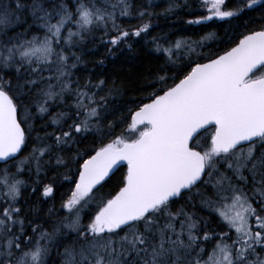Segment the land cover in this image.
<instances>
[{
	"label": "snow or ice",
	"instance_id": "obj_1",
	"mask_svg": "<svg viewBox=\"0 0 264 264\" xmlns=\"http://www.w3.org/2000/svg\"><path fill=\"white\" fill-rule=\"evenodd\" d=\"M260 3L240 0L228 8L226 0H201L208 14L189 22L234 17ZM177 6L170 4L165 11ZM118 7L121 16L132 15L129 0L111 8L96 0H0V183L6 190L0 203V264H49L58 234L69 241L59 252L60 264H264V24L230 37L238 42L214 58L199 57L203 63L191 56L199 46L196 41L179 38L162 44L160 37H151L173 68L157 76L158 86L147 103L129 109L130 122L122 118L131 134L101 140L83 154L78 149L74 162L79 176L61 205L67 212L51 232L33 224L35 244L25 233L24 218L13 205L23 184L16 177L28 157L16 164V173L8 165L26 146L36 114L43 119L49 101H64L69 93L75 118L65 124L69 113L53 116L58 130L44 133V138L55 137L52 143L37 135L40 146L34 143L29 153L37 171L53 144L62 151L60 146L76 143L93 128L103 136L107 96L116 89L98 96L91 89H102L104 80L93 84L89 79L84 85L73 81L70 69L81 57L71 49L100 25L108 30L109 21L117 32L109 37L114 46L126 43L130 31L147 36L149 22L132 29L117 27ZM136 15L152 13L141 6ZM29 16L40 30H32ZM21 24L28 26L9 34ZM184 56L189 57L187 63H182ZM107 127L111 130L115 122L109 120ZM198 129H212L201 149L193 143ZM119 161L127 162L119 190L101 196L84 223V198L94 194ZM64 162V156H56L58 166ZM209 186L212 195H207ZM53 191L52 184L44 185L45 196ZM195 196L219 213L224 229H208L206 221L179 203H194ZM252 217L258 228L252 227Z\"/></svg>",
	"mask_w": 264,
	"mask_h": 264
},
{
	"label": "trees",
	"instance_id": "obj_2",
	"mask_svg": "<svg viewBox=\"0 0 264 264\" xmlns=\"http://www.w3.org/2000/svg\"><path fill=\"white\" fill-rule=\"evenodd\" d=\"M96 2L101 6L107 4L111 8V5L119 3V0H96ZM239 2L240 0H227L226 4L228 8H234ZM129 3L132 4V15L121 16L119 7L116 9L117 27L132 29L142 22H149L150 28L147 36L142 33L140 37H137L130 31L126 43L114 46L110 43L109 37L116 35L117 32L112 28L111 21H109L108 30H105L103 25H100L99 30L87 33L86 39L77 43L71 49V51L81 57V62L77 63L76 68L70 69L73 72L71 77L73 81L84 85L89 79L93 84L101 79L104 80L105 83L102 89H91L97 92L98 96L106 95L110 88L114 87L116 89L115 95L107 96L109 109L105 113L103 121V136L101 132L93 128L87 133L80 134L76 143L60 146L62 151L58 150L53 144L52 151L43 156L40 162V170L37 171L36 161L29 157L33 144L37 143V146H40L37 141V135L39 134L41 138H44L45 132L58 130V125L52 123V118L59 112L70 114L71 118H64L63 122L65 124L71 123L72 119L75 118V107L72 104L74 96L69 93L66 94L64 101L59 99L49 101V111L43 116V119H41L39 113L36 114L31 121V124L34 125V130L31 131L26 146H23V151L8 165L10 169L11 165L28 157V159H25L24 169L16 177L22 180L23 184L20 195L13 206L19 207L20 216L22 212L26 214L29 225L33 224V222L39 223L41 230L46 229L50 232L54 229L51 228L52 226L56 227L58 225V223L47 222L54 220V212L51 207H57V204L60 210L59 219L62 218L63 210L61 205L66 200L64 193L67 189H74L75 181L79 174L76 171L77 165L74 162L75 152L78 149L83 154L84 149H92L94 146L99 145L101 140L107 143L110 139L115 138L116 135H121L122 133L124 135L131 134L132 130L127 128V124L122 121V118L127 117L130 122L129 109L135 110L139 104L147 103L149 93L158 86L157 76L163 75L164 71H170L173 68L171 64L165 63L166 54L156 50L151 37H160L162 44L166 41L174 43L179 38H188L189 42L196 41L199 46L195 48L191 56L196 62H204L205 59H199V57L207 58L211 55L213 58L216 54H221L238 42V39L230 40V37H239L246 30L258 29L261 24H264V19H262L264 17V0H261L255 10H246L244 14L224 20L209 19L198 23H190L189 21L196 16H206L208 14V10L200 6L201 0H129ZM170 4L178 6L165 11ZM141 6L148 8L152 15H146L143 18L136 15ZM28 24H32L33 31L40 30L38 25L32 23L31 16L28 17ZM28 24L12 27L9 34L21 31V28L27 27ZM105 31H107V34H104ZM31 34V32L28 33L29 36ZM202 37L204 39H201ZM72 59H75V57H72ZM188 61L189 57L184 56L182 63H187ZM73 87H75V84ZM31 111L36 113L34 105L31 107ZM23 117L24 113L21 112V118L23 119ZM109 120L115 122V127L111 130L107 127ZM45 123L48 125L47 128L42 127ZM25 127H28V125H25ZM73 131L75 130L73 129ZM211 131V129L204 131L193 142H198V149L202 148L206 140H210ZM54 140V136L50 139L44 138L45 143H52ZM57 155L64 156V164L59 166L56 164ZM3 168L4 165H1L0 169ZM10 171L16 173V170L10 169ZM124 174V168H120L110 176L96 191L95 195L92 196V206L95 205L96 208L101 196L107 197L109 193L114 195L119 190L118 183ZM46 184H52L53 186L54 197L52 201H43L41 199L40 194ZM211 191L212 189L209 186L207 195H212ZM0 203H4V198L0 199ZM179 203H185L188 211L194 212L196 217L202 222L206 221L208 229L217 231L224 229L225 222L216 211L202 204L199 196L194 197V203H188L185 200H181ZM254 203L259 208V203L255 200ZM95 208L87 207L83 209L84 223L88 221L89 214ZM251 220L252 224H255V217H252ZM253 228H258V226ZM27 235L32 237V243H34L32 233L29 232ZM56 241L54 240L51 245L49 264H60L61 256L59 252L64 244L67 243L62 238L59 240L62 241L60 244H57ZM25 246H28L27 242H25ZM211 247L212 243L210 242L208 244L209 251Z\"/></svg>",
	"mask_w": 264,
	"mask_h": 264
},
{
	"label": "rangeland",
	"instance_id": "obj_3",
	"mask_svg": "<svg viewBox=\"0 0 264 264\" xmlns=\"http://www.w3.org/2000/svg\"><path fill=\"white\" fill-rule=\"evenodd\" d=\"M20 161V160H19ZM18 161V162H19ZM17 162V163H18ZM24 162H25V160H24ZM17 163H14L13 165H11L10 166V169L11 170H16L17 171V168H16V164ZM24 169V166H23V168H21L20 169V171L19 172H21L22 170ZM22 186V185H21ZM75 188V187H74ZM21 190V189H20ZM72 190L73 189H67L66 190V192L64 193V197H65V199H67L68 198V196H70L71 195V192H72ZM6 190L4 189V186H3V184L2 183H0V199H2V198H4L3 197V195H2V193H4ZM212 192V191H211ZM17 199H18V197H17ZM85 200H88V204L86 205V206H88V205H90L91 204V201H92V199H93V197H91V200H89V197H85L84 198ZM218 215H219V213L218 212H216ZM220 216V215H219ZM221 218V217H220ZM222 219V218H221ZM226 223V222H225ZM33 224H35V225H38L39 226V223H33ZM33 224H30V225H33ZM254 226H258L256 223L255 224H252V227H254ZM54 228H55V226H53ZM52 228V227H51ZM63 231H67L66 229H64ZM234 231V230H233ZM31 233V232H30ZM60 238H62L59 234L57 235V237H56V240L57 241H59L60 240ZM64 241H66L67 243L69 242V241H67V240H64ZM43 243V242H42ZM212 244L214 243V241H212L211 242Z\"/></svg>",
	"mask_w": 264,
	"mask_h": 264
},
{
	"label": "flooded vegetation",
	"instance_id": "obj_4",
	"mask_svg": "<svg viewBox=\"0 0 264 264\" xmlns=\"http://www.w3.org/2000/svg\"><path fill=\"white\" fill-rule=\"evenodd\" d=\"M40 196H41V199H42L43 201H45V200H50V201H52V199H53V197H54V193H53L52 196H50V197H48V198H44L43 195H42V192H41ZM59 202H60V201H59ZM51 208H52V210H53V212H54V214H53V216H54V220H52L51 222L48 221L47 223H59V221H60V219H59V211H60V210H59V206H58V204H57V207H51ZM21 212H22V211H21ZM21 217L24 218L25 224H26V223H29L28 220H27V216H26V214H25L24 212L21 213ZM33 223H35V222H33ZM86 223H87V222H86ZM17 225H19V224H17ZM26 226H28V224H26Z\"/></svg>",
	"mask_w": 264,
	"mask_h": 264
},
{
	"label": "water",
	"instance_id": "obj_5",
	"mask_svg": "<svg viewBox=\"0 0 264 264\" xmlns=\"http://www.w3.org/2000/svg\"><path fill=\"white\" fill-rule=\"evenodd\" d=\"M255 71V70H254ZM199 133H201V132H203V130H197ZM195 135V134H194ZM197 137V136H196ZM19 154V153H18ZM17 154V155H18ZM1 164H3L2 162H0V165ZM121 167H126V171H127V162L126 161H119L118 163H117V165H114L113 166V169L110 171V173H109V176L108 177H105V180L104 181H101L100 182V185H97L96 187H95V190H97L99 187H101V185H103L109 178H110V176H112V174H114L119 168H121ZM52 194V193H51ZM51 194H49L48 196H45V197H49ZM89 194H91V193H89Z\"/></svg>",
	"mask_w": 264,
	"mask_h": 264
},
{
	"label": "bare ground",
	"instance_id": "obj_6",
	"mask_svg": "<svg viewBox=\"0 0 264 264\" xmlns=\"http://www.w3.org/2000/svg\"><path fill=\"white\" fill-rule=\"evenodd\" d=\"M216 20H222V18H217V17H216ZM112 175H113V174H112Z\"/></svg>",
	"mask_w": 264,
	"mask_h": 264
}]
</instances>
